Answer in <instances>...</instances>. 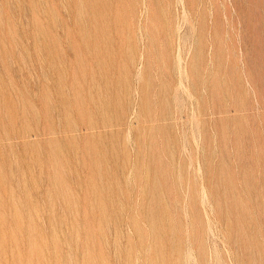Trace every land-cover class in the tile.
<instances>
[{
	"label": "rangeland",
	"instance_id": "obj_1",
	"mask_svg": "<svg viewBox=\"0 0 264 264\" xmlns=\"http://www.w3.org/2000/svg\"><path fill=\"white\" fill-rule=\"evenodd\" d=\"M0 264H264V0H0Z\"/></svg>",
	"mask_w": 264,
	"mask_h": 264
}]
</instances>
